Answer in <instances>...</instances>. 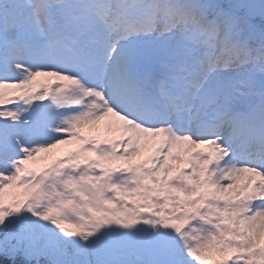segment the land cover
<instances>
[{
    "label": "snow or ice",
    "instance_id": "6c2138e0",
    "mask_svg": "<svg viewBox=\"0 0 264 264\" xmlns=\"http://www.w3.org/2000/svg\"><path fill=\"white\" fill-rule=\"evenodd\" d=\"M0 264H264V0H0Z\"/></svg>",
    "mask_w": 264,
    "mask_h": 264
},
{
    "label": "rangeland",
    "instance_id": "374dc122",
    "mask_svg": "<svg viewBox=\"0 0 264 264\" xmlns=\"http://www.w3.org/2000/svg\"><path fill=\"white\" fill-rule=\"evenodd\" d=\"M78 146L76 142H73L71 145H62L58 147L57 149H54L52 151V154L48 156V159L43 160L39 165H35V167H43L44 165L50 164L53 159L59 156L65 155L68 151L71 149H74ZM42 156L47 155V154H41Z\"/></svg>",
    "mask_w": 264,
    "mask_h": 264
}]
</instances>
